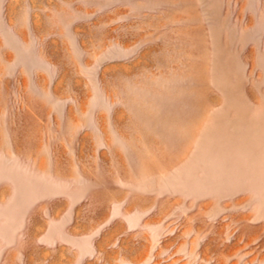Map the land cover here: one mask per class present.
Listing matches in <instances>:
<instances>
[{"label": "rangeland", "instance_id": "1", "mask_svg": "<svg viewBox=\"0 0 264 264\" xmlns=\"http://www.w3.org/2000/svg\"><path fill=\"white\" fill-rule=\"evenodd\" d=\"M0 264H264V0H0Z\"/></svg>", "mask_w": 264, "mask_h": 264}]
</instances>
